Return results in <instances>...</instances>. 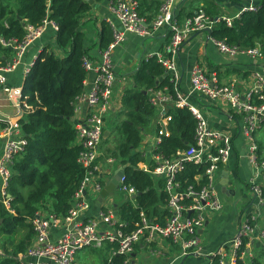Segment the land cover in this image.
<instances>
[{
  "label": "built area",
  "instance_id": "1",
  "mask_svg": "<svg viewBox=\"0 0 264 264\" xmlns=\"http://www.w3.org/2000/svg\"><path fill=\"white\" fill-rule=\"evenodd\" d=\"M109 9L106 22L113 30V40L108 47L99 50L97 56L85 55L83 66L94 78L87 91L77 96L75 101L76 143L81 146L78 161L85 168V176L73 195L72 205L65 216H57L50 211L37 210L31 223L34 238L26 252L19 254L24 264H75L79 250L88 247L102 248L115 244L106 264H112L114 255H125L124 263L135 262L136 250L148 249L158 260L169 256L187 258L201 255L204 264H257L256 247L264 241V226L258 223L259 212L241 213L236 233L221 241L215 248L207 249L202 232L211 215L223 210L217 187L221 166L229 162L234 149L233 135L224 129L212 126L202 110V105L211 104L232 111L241 123V135L246 143V157L254 167L251 187L257 209L264 206V158L260 152L258 131L264 124V72L254 70L250 75L249 86L242 90L236 82L223 84L218 71H209L202 63L196 62L190 71L188 91L181 87V71L178 54L181 47L199 32H208V40L218 52L234 58L247 55L256 61H264V51L257 45L244 47L230 44L211 34L218 23L232 26L243 13L258 11L257 0H245V5L235 14H221L212 17L199 9L185 20L177 17L178 0H161L156 16L148 20L141 15L142 0H104ZM51 27L55 32L58 23L49 16L41 24H25L26 34L20 40L16 37L0 36V45L12 50V55L0 62V192L6 207L11 211V196L8 183L11 177V163L14 157L24 150L27 139L20 120L26 112L33 110L24 94V83L40 52L46 43L40 45L38 53L30 62L25 60L29 48ZM129 35L142 39L161 37L165 43L154 50H147L141 61L155 58L164 68L165 76L174 85V93L168 85L151 88L150 102L161 108L153 132L143 131L139 145L142 159L137 166L153 178L164 180V190L168 195L165 205L167 213L164 222L151 220L141 211L140 220L128 229L117 215L112 202H102L106 207L91 216L88 193L99 194L113 177L117 167L114 157L104 156L102 141L105 138L106 120L115 103L114 88L119 82V74L113 62V54ZM22 67L23 83L18 86L8 84V74ZM87 79V77H86ZM85 79V80H86ZM84 80V81H85ZM3 100L11 108L4 109ZM197 101L198 103H196ZM168 103L175 107H188L196 118L193 144L178 149L172 156L157 151L163 137L170 135L169 122L172 114ZM211 105H207L211 107ZM189 163L205 164V183L196 188L193 184L184 186L179 179L180 172ZM262 169V170H260ZM196 179L201 174L195 176ZM118 191L127 197L137 194L136 189L123 173ZM136 263V262H135ZM171 264V263H168ZM183 264V263H182Z\"/></svg>",
  "mask_w": 264,
  "mask_h": 264
},
{
  "label": "trees",
  "instance_id": "2",
  "mask_svg": "<svg viewBox=\"0 0 264 264\" xmlns=\"http://www.w3.org/2000/svg\"><path fill=\"white\" fill-rule=\"evenodd\" d=\"M159 3L143 0L141 15L152 20L155 12L147 14L146 11L158 10ZM91 7L90 0H0L2 37L22 40L26 34L24 19L27 23L39 25L49 16L59 27L53 43L46 44L40 52L24 83L27 102L34 108L20 120L27 144L11 163L7 191L14 212L6 207L0 192V235L6 236L0 241V264H24L19 254L26 252L33 241L35 232L31 219L35 212L45 210L65 216L85 176V168L78 161L81 146L76 143L73 118L76 98L84 91L87 77L83 58L89 55V50L83 23ZM211 34L230 44L259 45L264 51V0L258 11L243 13L232 26L218 23ZM98 36L100 50L112 42L113 30L106 20L102 21ZM132 79L122 100V112L127 117L113 131L114 148L110 145L105 148L106 154L118 161V166H124L127 181L135 187L137 194L140 193L136 198L127 197L120 191L114 193L117 215L128 229L140 220L141 211L151 220L164 222L168 201L164 180L153 178L137 164L142 159L139 152L142 132L155 127L157 121V111L150 102L148 91L168 85L174 93L173 83L155 58L143 61L132 74ZM168 112L172 114L168 124L170 135L163 137L157 151L170 157L178 149L193 144L197 122L186 106L172 105ZM263 149L264 143H260V152ZM205 168V164L189 163L178 177L184 186L193 184L200 188L205 183ZM198 174L201 177L196 179ZM262 189L264 194V184ZM100 209L106 207L101 205ZM18 231L22 236L15 239ZM125 258V255L115 254L112 264H136L124 263ZM257 264L261 262L257 261Z\"/></svg>",
  "mask_w": 264,
  "mask_h": 264
},
{
  "label": "crops",
  "instance_id": "3",
  "mask_svg": "<svg viewBox=\"0 0 264 264\" xmlns=\"http://www.w3.org/2000/svg\"><path fill=\"white\" fill-rule=\"evenodd\" d=\"M143 1V0H142ZM160 2L161 0H150ZM263 0H257L261 6ZM92 5L91 10L86 14L83 23V29L86 31V47H88L90 56H97L99 54V28L102 21H105L109 16V9L106 1L90 0ZM245 0H178L176 6L177 17L179 20H185L187 17L195 14L199 9L205 10L212 17H217L221 14H235L245 5ZM142 5V4H141ZM146 7H148L146 2ZM160 7V5H159ZM159 10V9H158ZM158 10L147 9L146 13H154L155 16ZM154 16V17H155ZM24 19V27L26 24ZM47 33V34H46ZM42 37L29 48L26 53L25 60L30 62L34 55L38 53L39 46L42 44L53 43L55 31L50 28ZM208 32H199L195 34L191 40L184 44L178 54V63L181 71V87L184 91H188L190 85V71L196 62L202 63L209 71H218L219 79L223 84L236 82L242 90L246 89L250 84V75L254 70L264 72V61H256L247 55H239L234 58L227 57L217 51L215 46L208 40ZM165 43L163 38L142 39L136 35H129L127 40L117 47L113 54V62L116 70L120 75L119 82L115 84L114 97L115 103L110 109L109 116L106 120L107 143L114 148L113 140L111 139L113 131L126 119L127 115L123 110V97L126 87L132 84V74L141 65V56L147 50H154L161 47ZM12 55L10 48H5L0 45V62H5ZM22 67H18L15 71L8 74V83L12 86H18L17 83L23 78ZM94 78L93 73L87 74V79L84 81V91H87ZM0 96L2 93L0 92ZM198 103L197 101H195ZM4 109L11 113V108L5 100H3ZM211 105V104H207ZM202 105V110L207 116L210 124L216 128L229 131L233 135L234 149L232 151L230 160L227 164L221 166L218 173L217 187L220 193L221 200L224 203L222 211L211 215L208 219L202 236L205 239V246L207 249L215 248L221 241L232 237L237 230V224L241 213H255L259 212L258 223L264 226V206L257 209L255 196L252 191L251 180L254 174V167L249 163L246 157V143L244 137L241 135V123L239 118H236L232 111L218 108L211 105ZM169 103L168 106L169 107ZM157 111V119L161 114V108L155 107ZM113 131H111V129ZM153 127L146 132H153ZM264 129V124L259 130ZM143 135V133H142ZM259 143H264L260 140ZM103 141V142H104ZM2 145L0 144V153ZM105 151V149H103ZM106 153V152H105ZM264 158V149L261 151ZM104 156H108L105 154ZM115 167H118L116 165ZM115 193V192H114ZM114 193H112L105 202H112L115 200ZM97 193H88L90 201V208L86 212L87 215L94 216L100 211L97 205ZM114 209L116 204L113 203ZM112 244L104 245L102 248L88 247L82 249L84 252L87 249V254L93 259H97L96 255H100L101 259L108 261L111 256ZM140 249V248H139ZM138 250H136L135 254ZM89 252V253H88ZM98 252V253H95ZM256 255L261 264H264V241L256 247ZM137 255V254H136ZM80 258L78 259L79 264ZM107 263V262H106ZM80 264H83L80 262Z\"/></svg>",
  "mask_w": 264,
  "mask_h": 264
},
{
  "label": "rangeland",
  "instance_id": "4",
  "mask_svg": "<svg viewBox=\"0 0 264 264\" xmlns=\"http://www.w3.org/2000/svg\"><path fill=\"white\" fill-rule=\"evenodd\" d=\"M50 28L51 27H49L46 32H48V30ZM22 83H23V78L17 84L21 85ZM111 131H113V129H111ZM258 135L260 137V140L264 141V129L259 130L258 131ZM113 137L114 136H112V138H111L112 140H113ZM103 141H104V139H103ZM103 141H102L101 145H102V149H105L106 146L109 145V144L107 143V139H105L104 142ZM112 143H114V141ZM117 164H118V161H116L113 164V166L115 167ZM249 186L251 187V184ZM117 193H118V190L115 191V194H117ZM21 233H22L21 231H18L16 233V235H15V239L21 238V236H22ZM5 237L6 236H4V235H0V241H1V239H4ZM202 238H203V236H202ZM203 240L205 242L204 238H203ZM87 251H88L87 249H85L84 252L82 250H79L76 253V256H75L76 257V263H78V259L80 258L79 264H80V262H82L83 264H103L104 260L101 259L100 255H96L97 259H93V258H91V256H89L90 254L89 255L87 254ZM95 253H98V252H95ZM169 255L170 254H168L166 257L162 258L161 260H158L157 257L152 256V254L148 251V249H143V250L138 249L137 255H136V258H135V262H136V264H168V263L180 264L183 261V259H184L183 257H178L177 259L173 260L174 256H169ZM205 261H206V258L204 256H201V255H189L183 261V264H204ZM106 262L107 261H105L104 264H106Z\"/></svg>",
  "mask_w": 264,
  "mask_h": 264
},
{
  "label": "water",
  "instance_id": "5",
  "mask_svg": "<svg viewBox=\"0 0 264 264\" xmlns=\"http://www.w3.org/2000/svg\"><path fill=\"white\" fill-rule=\"evenodd\" d=\"M108 134L109 133L106 131L104 136L107 137ZM260 170H262V169H260ZM123 173H124V166L123 165L118 166L114 172L113 177L110 179V181L104 187H102V189H101V191L97 197L96 203L98 206H101L104 199L108 198L112 193H114L118 189L119 180H120V177ZM138 194H140V193H138ZM138 194L134 195L133 198H136ZM185 259H186V257L183 259V261ZM183 261L180 264H182Z\"/></svg>",
  "mask_w": 264,
  "mask_h": 264
}]
</instances>
